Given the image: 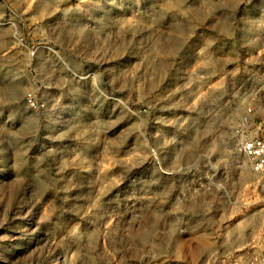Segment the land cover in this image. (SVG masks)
<instances>
[{"label":"rangeland","instance_id":"1","mask_svg":"<svg viewBox=\"0 0 264 264\" xmlns=\"http://www.w3.org/2000/svg\"><path fill=\"white\" fill-rule=\"evenodd\" d=\"M242 132L264 0H0V264H264Z\"/></svg>","mask_w":264,"mask_h":264},{"label":"built area","instance_id":"2","mask_svg":"<svg viewBox=\"0 0 264 264\" xmlns=\"http://www.w3.org/2000/svg\"><path fill=\"white\" fill-rule=\"evenodd\" d=\"M26 103L30 108L36 109V104L31 96L26 97ZM244 124L241 131L246 130L248 126L246 118L243 120ZM236 153L247 164L249 170L257 175L264 177V136L263 135H245L242 132L239 142L236 146Z\"/></svg>","mask_w":264,"mask_h":264},{"label":"bare ground","instance_id":"3","mask_svg":"<svg viewBox=\"0 0 264 264\" xmlns=\"http://www.w3.org/2000/svg\"><path fill=\"white\" fill-rule=\"evenodd\" d=\"M8 68V67H7ZM18 81V80H17ZM10 90V94L15 98L17 95H18V90H19V87H14V88H11L9 89ZM19 96V95H18ZM216 116V114H215ZM214 119V118H213ZM218 119V118H216ZM206 120V119H205ZM208 120V119H207ZM218 121V120H217ZM212 122V121H211ZM217 123V122H216ZM218 125V124H217ZM211 126V125H210ZM213 127V126H212Z\"/></svg>","mask_w":264,"mask_h":264}]
</instances>
